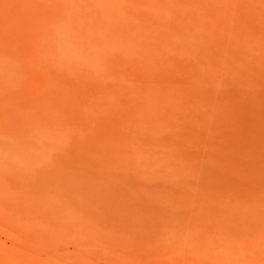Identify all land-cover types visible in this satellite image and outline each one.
Instances as JSON below:
<instances>
[{"label":"rangeland","instance_id":"obj_1","mask_svg":"<svg viewBox=\"0 0 264 264\" xmlns=\"http://www.w3.org/2000/svg\"><path fill=\"white\" fill-rule=\"evenodd\" d=\"M0 264H264V0H0Z\"/></svg>","mask_w":264,"mask_h":264}]
</instances>
